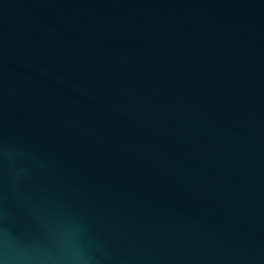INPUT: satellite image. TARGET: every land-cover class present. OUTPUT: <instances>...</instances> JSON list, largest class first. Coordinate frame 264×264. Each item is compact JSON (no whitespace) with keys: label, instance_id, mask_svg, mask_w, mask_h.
<instances>
[{"label":"water","instance_id":"1","mask_svg":"<svg viewBox=\"0 0 264 264\" xmlns=\"http://www.w3.org/2000/svg\"><path fill=\"white\" fill-rule=\"evenodd\" d=\"M0 264H264V0H0Z\"/></svg>","mask_w":264,"mask_h":264}]
</instances>
